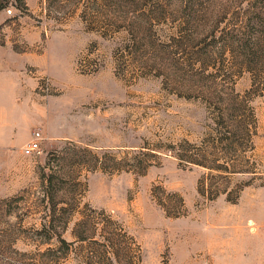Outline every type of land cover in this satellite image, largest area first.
Returning a JSON list of instances; mask_svg holds the SVG:
<instances>
[{
  "label": "rangeland",
  "instance_id": "1",
  "mask_svg": "<svg viewBox=\"0 0 264 264\" xmlns=\"http://www.w3.org/2000/svg\"><path fill=\"white\" fill-rule=\"evenodd\" d=\"M23 1L0 0L15 67H0V264H264V54L238 68L195 25L178 46L174 13L138 14L156 0ZM222 66L255 133L254 174L228 179L172 152L211 133L212 106L185 88Z\"/></svg>",
  "mask_w": 264,
  "mask_h": 264
},
{
  "label": "trees",
  "instance_id": "2",
  "mask_svg": "<svg viewBox=\"0 0 264 264\" xmlns=\"http://www.w3.org/2000/svg\"><path fill=\"white\" fill-rule=\"evenodd\" d=\"M14 1L20 7L24 2ZM167 12L174 13L181 21L173 37L178 46L191 42L189 31L195 25V36L210 39L214 45L211 53L239 61L236 66L250 73L259 66L260 55L264 54V0H156V3H144L138 10L139 16L148 19V24L164 20ZM203 68L199 67L185 92L205 97L212 106L211 133L200 146L185 142L192 152L175 149L172 152L186 164L218 171L217 178L254 174L244 157L252 149L255 134L249 92L243 96L235 92L232 67L222 66L206 75Z\"/></svg>",
  "mask_w": 264,
  "mask_h": 264
},
{
  "label": "built area",
  "instance_id": "3",
  "mask_svg": "<svg viewBox=\"0 0 264 264\" xmlns=\"http://www.w3.org/2000/svg\"><path fill=\"white\" fill-rule=\"evenodd\" d=\"M10 9L7 10V14H11ZM44 140L40 131H36L32 134V139L22 148V153L25 156H35L41 152V143Z\"/></svg>",
  "mask_w": 264,
  "mask_h": 264
},
{
  "label": "crops",
  "instance_id": "4",
  "mask_svg": "<svg viewBox=\"0 0 264 264\" xmlns=\"http://www.w3.org/2000/svg\"><path fill=\"white\" fill-rule=\"evenodd\" d=\"M28 60L32 63L34 59L30 57V59ZM24 62H26V60ZM13 63H14V55L8 51V48L6 49V51H4V49H0V67L4 69L5 72L4 74H7L9 76V71L15 68L13 67ZM23 75H24L23 80H21V82H25L26 80L29 79L28 75L25 74Z\"/></svg>",
  "mask_w": 264,
  "mask_h": 264
}]
</instances>
